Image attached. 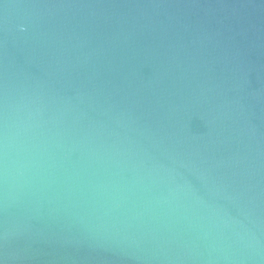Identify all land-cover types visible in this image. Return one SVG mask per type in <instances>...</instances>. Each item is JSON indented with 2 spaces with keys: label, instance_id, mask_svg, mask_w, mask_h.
Returning <instances> with one entry per match:
<instances>
[{
  "label": "water",
  "instance_id": "1",
  "mask_svg": "<svg viewBox=\"0 0 264 264\" xmlns=\"http://www.w3.org/2000/svg\"><path fill=\"white\" fill-rule=\"evenodd\" d=\"M0 264H264V0H0Z\"/></svg>",
  "mask_w": 264,
  "mask_h": 264
}]
</instances>
